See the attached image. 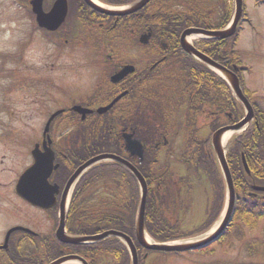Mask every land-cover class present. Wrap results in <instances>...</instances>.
<instances>
[{"label":"rangeland","instance_id":"374dc122","mask_svg":"<svg viewBox=\"0 0 264 264\" xmlns=\"http://www.w3.org/2000/svg\"><path fill=\"white\" fill-rule=\"evenodd\" d=\"M29 6V2L24 4V0L23 3L20 0H0V219L4 212L11 209L10 206H14V203H9L11 191L5 189L6 185L10 187V181L14 182L15 176L30 162V150L42 139L50 114L60 108L61 103L70 100L73 92L78 95L87 91L93 94L95 85L102 80L105 72L110 71V66L104 62L102 68L101 52L92 49L86 41L74 39L76 45L65 48L58 42L60 35L45 37L41 35L44 34L42 31L35 32L33 28L37 25ZM246 6L249 16L245 17L251 20V24H245L243 31L240 28L236 54H243L242 59L249 70L245 74L246 86L255 101L261 103L264 96V0H246ZM66 28L68 35H64L65 38L78 37L88 29L80 19L69 21ZM94 30L97 33L100 31L98 28ZM86 33L90 34L91 31ZM135 39L138 41L139 37L129 38L118 34L115 43L122 52L117 49L116 54H127L132 58L137 53L140 55L142 45L138 41V48ZM61 120L63 116L55 123V135L62 146L63 140L72 137L75 129L68 133L69 118L63 124ZM5 135H11V139ZM183 137L182 133L175 144L178 152L181 151ZM165 153L166 150H163V160ZM171 162L178 177L188 175L196 182L190 211L182 208L177 216L181 231H193L203 223L207 205L213 202V185L205 174L198 180L197 175L185 165L176 163L174 159ZM241 229L244 236L236 232L235 237L215 244L204 253H186L177 257L176 253L153 252L154 263L264 264V218L256 225ZM252 243L255 245L253 251L249 248Z\"/></svg>","mask_w":264,"mask_h":264},{"label":"flooded vegetation","instance_id":"af4514ba","mask_svg":"<svg viewBox=\"0 0 264 264\" xmlns=\"http://www.w3.org/2000/svg\"><path fill=\"white\" fill-rule=\"evenodd\" d=\"M68 2L71 14L73 12L76 15H82L83 17L86 14H90L91 16L99 17L101 19L100 27H102L101 38L103 41L101 52L102 68L103 59L105 62L110 61L111 66L116 68L119 61L116 60L113 54H115L117 50L115 47L111 48L112 53H109L107 50L108 47L113 45L112 37L103 38V26L106 24V22H103L104 15L98 12H93L84 0H68ZM156 2L157 0L149 1L134 15L142 13V15H138L137 18L146 17L149 13L147 9L154 7ZM132 17L134 16L127 17L124 21ZM152 17H155V13ZM197 18L198 16L194 17V19ZM109 19L110 22H114V25L110 26L108 30L117 28L116 30H111L112 34H115L122 23L119 24L118 22L115 24V21H119L117 20L118 18ZM183 19L185 20L188 18L184 17ZM155 24L156 23H154V25ZM154 25L153 29L152 27L143 24V32L148 30L150 33L151 28L153 30L152 36L147 41V44L140 43L142 45L140 46L136 43L138 48L139 46L142 47V50L139 48L140 55L137 53L133 60V65L136 67L135 72L119 83H112L109 77L104 76L99 87L100 105L102 107H106L113 100L115 94L121 93L124 90H128L132 101H134L135 95L138 99L140 93L144 92L146 89L154 93L155 95L151 100V107L153 105V99H159L158 108L153 111L150 116V120L154 122L156 126H162L164 129L158 136H155V133H153L154 136L149 134L146 137L140 138V122L139 119L136 120L135 116L133 118L135 123L130 124L121 119L111 120L113 125L117 122L120 127V129L117 128L118 132L116 133V136L119 141L123 142V149L124 142L128 140V133L134 132V137L143 141L146 154L149 156V161H155V151L162 153L163 150H167L169 155L172 154L167 148L169 143L168 137L172 136L182 124L188 122L200 124L202 122L201 116H195L194 118L189 119L182 109L177 107L174 102L178 99V94L180 92L182 93L181 90L183 88H185V90L188 89L187 83L189 78H196L195 80H192L191 83V88L193 89L200 83L197 79L198 73L188 74L187 71L189 69L187 68V70H185L181 65L180 56H182L184 52L180 45V30L183 23H180L177 28L170 25L175 31H171L169 36H160V33L156 30ZM130 31L134 32L135 29L131 27ZM215 49L218 50L219 48L217 47ZM121 65L123 64H120L119 67ZM117 69L118 68H116L115 71ZM181 93L179 94V97ZM121 101L118 104H115L112 109H117V107L121 108ZM84 104L93 109L97 108V104H95L93 99H88ZM107 113L101 114L100 120L102 123L103 115ZM218 115L217 110H212L210 115L207 113L205 118L206 123L210 124L211 119L218 118ZM169 125L172 126L170 127ZM55 132L54 125L50 132L52 140L51 143H47V146L55 151V161L59 162L61 166L60 170L54 171L49 178L51 183H58L61 186V191L56 196L57 203L52 207L42 208L33 205L31 202L19 196L16 190V183L21 173H19L18 176H15L16 179L14 182L10 181L12 182L9 183L10 187L8 184L6 185L5 189H10L14 194L11 195L12 193L10 192L8 197L9 203H14V206H10L11 209L6 211L7 213L4 212L3 217L0 219V264H76L68 261L57 263L56 261L60 257H70L71 255L81 256L89 264H103V250H91L92 247L90 246L76 247L74 245L62 243L58 238L57 231L60 224L59 204L63 199L62 190L66 183H64V179L67 172L65 168L66 166H69L67 159L69 157V150H66L61 146L62 142L56 138ZM83 135L84 133H81V129H78L77 133L72 136V139H65L63 140V143L73 140L75 146L79 145L80 148ZM118 140L117 143L120 144V147L122 148V144ZM132 158L135 160V157ZM62 162L66 163L65 166L61 165ZM31 163H28L22 172ZM73 201L74 198L72 199V205L70 206L68 220L65 221L67 231H76V229H80L83 226L84 217L81 216L78 219L76 218V214L79 210L75 209L74 206L77 205V202L73 203ZM5 205L8 206L9 204ZM3 223H6L5 226H8L6 228L5 226L3 227ZM77 264L84 263L77 262Z\"/></svg>","mask_w":264,"mask_h":264},{"label":"trees","instance_id":"16d2710c","mask_svg":"<svg viewBox=\"0 0 264 264\" xmlns=\"http://www.w3.org/2000/svg\"><path fill=\"white\" fill-rule=\"evenodd\" d=\"M29 1L30 0H24V4L28 3ZM105 1L120 4L127 3L131 0ZM205 1L209 0H201L200 2L199 0H193L192 2L198 3V5H202L205 4ZM20 2L23 3V0H20ZM29 12L34 19V14L32 13L31 9L29 10ZM157 16H163L161 22L154 25L156 30L160 33V36H169L171 31H175V29H172L170 25H173L175 28H177L180 23L193 21L195 16H198V19L200 20L209 18L208 14L200 11L198 6H195L192 9L191 14L185 12H158ZM184 17H187L188 19L184 20ZM225 18V21L221 23L222 27L225 26L229 21V14ZM47 34H49V32H47ZM228 41V39H222L217 42L221 47H224L225 45H227ZM230 48L231 44L229 43L226 46V49L229 50ZM212 83L213 85L208 86L205 84L204 93L201 96L192 99L191 108H198L199 106L197 103L200 100H209L211 102V105H216V109H218L219 111L224 112L230 110L233 114L234 120L239 119V117L241 116V112L239 111L238 106H235L234 102L232 100H229V98L223 92L222 86H225V84L222 83V79L221 83L217 84V89L215 82ZM202 106L203 102L200 107ZM131 110V112H126L127 116H130V118H128L122 112H118V110L116 112L112 111L105 117L103 116V126L95 127L96 123L94 121H91L90 123L84 124V130L88 131V133L90 132L91 134L98 133L100 135H105L111 126L112 119H121L122 121L135 123L134 121H132V114H134L135 117L139 118L141 123H143L144 125L147 122L149 124H152L150 121H143L141 119L143 117L139 116V113L143 114L145 112L144 107L138 109L137 111L136 109ZM217 121L218 119H214L212 123L215 125ZM217 126L218 125H215V127ZM151 128L153 129V126H151ZM259 128L260 127H257L255 124L249 131L240 135H236L233 138L232 144L230 146L228 158L234 170L233 173L236 179L238 203L235 218L222 240L235 237L236 232L244 236V233L242 232L243 229H241V227L247 225H256L258 221L264 217V196L261 195L264 193H260V195L258 196L249 195V191L253 190V184H264V160H262V158L260 157L261 154H258L264 140L262 139ZM108 139L109 137L107 135V140ZM192 139L193 137L191 136L186 141L185 152L182 159L187 161L189 168H193L195 169V171H198L197 174H199V177H201L200 173L207 175L214 185L215 191V194H213V204L211 210L208 211L209 217L204 222V224L201 225L200 228L189 232L180 231L179 222L176 220V218H171L168 216V211L172 212L173 215H176L180 207L188 209L189 207L187 204H190V202L186 198L182 197L180 193L176 192L172 173H170L168 169H166L161 174H156L154 170L149 166H145L147 165V162L139 166L141 171L147 177L150 185H152L153 181H156L161 186L160 187L157 185L150 188L146 212V225L149 233L155 239L160 241H167L173 240L175 238L190 236L197 232L206 230L215 222L216 218L223 208L225 198V184L222 179L221 171L214 160V156L209 150V141L208 139H205L193 142ZM101 144L102 142H99V145ZM243 152L246 155L252 171L251 177L246 174L242 167L241 158ZM103 166L106 167V172L112 171L115 175H120V173L125 175L131 186L132 194L128 198L124 199L123 204L118 205L116 203L115 205H111V208L104 211L86 210V214L94 217L93 219L84 222V225L80 229H76V231L82 233H91L99 230L104 225L113 224L118 226L122 230L130 232L133 230L136 206L139 198V188L137 182L128 174L124 167H122L117 162L104 163L103 165H101V167ZM165 166L166 168H169L168 163H166ZM182 180L183 184L186 185L188 190H191L193 188L191 180L189 181L188 178ZM171 200H173V207H169ZM254 246V243H252L249 248L253 251Z\"/></svg>","mask_w":264,"mask_h":264},{"label":"water","instance_id":"95a60500","mask_svg":"<svg viewBox=\"0 0 264 264\" xmlns=\"http://www.w3.org/2000/svg\"><path fill=\"white\" fill-rule=\"evenodd\" d=\"M92 7L95 9L104 12L106 14L110 15H126L129 14L133 11H136L137 9L141 8L144 4H146L149 0H142L138 4L135 5L132 9H125V10H112V9H107V8H102L98 6L97 4L90 2L89 0H86ZM44 0H31V5H32V10L36 15V19L40 27L46 28L48 30H56L58 27L63 23L67 16L68 12V5H67V0H57L54 4V6L51 8L49 12H46L44 10ZM243 12V0H237V13H236V19L233 24V26L229 30H220V31H207V30H199V29H193L189 30L188 32H200L203 34H206L208 36H213L215 38H225L228 37L236 31L238 21L242 15ZM190 51L196 52L195 50L191 49ZM198 53V52H196ZM208 60L210 63L218 67L221 71H223L227 76H229L232 84V88L234 89L236 95L244 102V104L247 106L249 115L246 119L241 121L240 123L232 126V127H227L224 129L219 130L215 134L214 138V144H215V149L217 151V155L222 163V167L224 170V174L227 180L228 184V189H229V206L227 210V214L224 218V221L220 225V227L211 235L195 241V242H190V243H185V244H152L148 243L146 241V234H145V208H146V194H147V186L146 182L143 178V176L139 173V171L133 167L131 164L126 162L125 160L121 159L120 157H117L112 154H104V155H99L96 157H93L92 159L88 160L86 163H84L75 173L74 179L87 167L90 165L103 160V159H116L120 160L126 164H128L130 167H132L136 173V175L139 177L142 186H143V199L142 203L140 206V216L138 220V240L139 242L145 246L146 248L149 249H156V250H163V251H185V250H191V249H198L202 248L204 246L209 245L210 243L214 242L215 240L219 239L221 235L225 232V229L227 228L230 220L232 219L233 212L235 210V201H236V192H235V187L233 183V178L230 173L227 161L225 159L224 155V149H223V141H222V133H224L227 130H237L242 128L247 121L254 115L253 108L245 95L243 94L242 88L240 86L239 78L237 75L230 70L216 64L215 62ZM76 110H80L79 108L76 107ZM104 111V110H103ZM87 112H90L88 110H83L82 113L86 114ZM102 112V110L100 111ZM59 112L55 113L52 117L51 120L58 114ZM50 120V122H51ZM50 122L47 124L45 133L49 131V126ZM45 152H41L37 146V148L34 150L33 154L35 156V163L34 165L21 177L17 190L18 193L21 194L24 198L34 202L35 204H43V198L46 196L45 194L47 191L50 192V196L53 199V190L48 188V177L50 176L54 166H53V161H54V154L51 151L50 148L46 147ZM72 178V180H73ZM41 181V182H40ZM36 184L38 187L36 188ZM41 188H45L43 191ZM258 190H264V187H256ZM64 226H65V221L64 219L61 222V226L58 231V235L60 239H62L65 242L69 243H75V244H82L86 241L89 240H98L101 238H104L107 236L109 233L106 232L101 235L97 236H91V237H71L67 236L64 233ZM127 242L129 243L132 254H133V259L134 263L138 264V256H137V251L135 248V245L133 241L125 236L124 237Z\"/></svg>","mask_w":264,"mask_h":264},{"label":"bare ground","instance_id":"6f19581e","mask_svg":"<svg viewBox=\"0 0 264 264\" xmlns=\"http://www.w3.org/2000/svg\"><path fill=\"white\" fill-rule=\"evenodd\" d=\"M233 133L234 132H227V133H225V135H224L225 140L226 139L228 140L230 138V136L233 135Z\"/></svg>","mask_w":264,"mask_h":264}]
</instances>
